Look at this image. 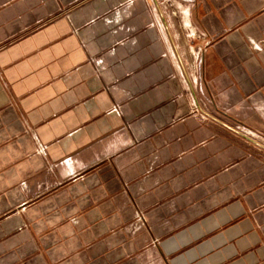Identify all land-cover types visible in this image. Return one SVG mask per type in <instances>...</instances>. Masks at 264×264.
<instances>
[{
    "label": "crops",
    "instance_id": "0c3cea01",
    "mask_svg": "<svg viewBox=\"0 0 264 264\" xmlns=\"http://www.w3.org/2000/svg\"><path fill=\"white\" fill-rule=\"evenodd\" d=\"M8 213L79 218L80 264H264V0H0Z\"/></svg>",
    "mask_w": 264,
    "mask_h": 264
},
{
    "label": "rangeland",
    "instance_id": "374dc122",
    "mask_svg": "<svg viewBox=\"0 0 264 264\" xmlns=\"http://www.w3.org/2000/svg\"><path fill=\"white\" fill-rule=\"evenodd\" d=\"M135 222L133 229L141 226L139 216ZM78 223L66 213L0 216V264H80Z\"/></svg>",
    "mask_w": 264,
    "mask_h": 264
},
{
    "label": "water",
    "instance_id": "95a60500",
    "mask_svg": "<svg viewBox=\"0 0 264 264\" xmlns=\"http://www.w3.org/2000/svg\"><path fill=\"white\" fill-rule=\"evenodd\" d=\"M177 58H178V61H179L180 65L182 66V64H181L180 59H179L178 56H177ZM184 73H185V72H184ZM185 76H186V73H185ZM205 115H206L208 118H210L211 120H213V121H215V122H217V123H219V124H221V125H223V126L229 128V129L232 130L234 133H236V134H238V135H241L238 131H235V130L231 129L230 127H228V126L225 125L223 122H221L220 120L216 119L215 117H213V116H211V115H209V114H205ZM241 136H242V135H241Z\"/></svg>",
    "mask_w": 264,
    "mask_h": 264
}]
</instances>
